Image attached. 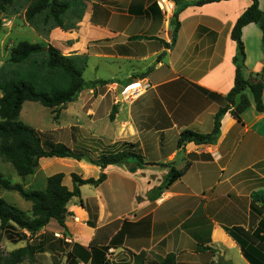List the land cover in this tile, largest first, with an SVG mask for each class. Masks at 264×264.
<instances>
[{"label": "crops", "instance_id": "crops-1", "mask_svg": "<svg viewBox=\"0 0 264 264\" xmlns=\"http://www.w3.org/2000/svg\"><path fill=\"white\" fill-rule=\"evenodd\" d=\"M59 1L69 9L47 38L26 22L41 40L33 44L85 59V81L108 84L86 88L74 102L50 109L57 117L48 128L35 129L43 144L61 143L92 158L129 149L147 163H171L181 170L190 162L191 167L156 199L150 194L169 168L131 172L133 162L103 170L86 160L41 159L36 175L59 166L69 190L72 174L83 180L107 175L101 185L82 186L80 197L70 200L66 227L54 224L58 236L71 249L108 246V261L115 264L124 258L121 252L144 256L146 264L171 253L179 264H264V204L255 201L264 195V112L252 105L239 122L230 110L215 145H180L186 131L211 133L217 113L226 107L238 51L231 32L252 1L199 6L206 0H183L189 6L179 15L176 41L172 18L156 0ZM258 1L263 11L264 0ZM242 42L243 74L255 78L264 72L257 24L243 28ZM201 246L210 250L199 251Z\"/></svg>", "mask_w": 264, "mask_h": 264}, {"label": "trees", "instance_id": "trees-1", "mask_svg": "<svg viewBox=\"0 0 264 264\" xmlns=\"http://www.w3.org/2000/svg\"><path fill=\"white\" fill-rule=\"evenodd\" d=\"M228 0H206L195 5L209 2ZM252 5L240 16L235 23L231 37L237 44V55L234 59L236 75L234 87L226 97V107L222 108L215 117L214 129L209 134H199L186 131L182 134L180 145L193 142L197 146H213L217 143L223 116L231 110V114L239 122L243 114L254 105L258 113L264 112V72L255 78L246 79L243 74L245 48L242 42V30L249 24L255 23L263 34L264 49V10L259 8L258 0H251ZM175 11L171 20L173 41H176L180 29L179 15L189 6L183 0H173ZM15 0H1V9L6 12L14 7ZM69 9V5L59 0H28L24 17L31 28L40 36L47 38L50 32L62 26L60 15ZM20 9L14 8L12 15H18ZM2 21L0 19V30ZM83 58H73L62 55L49 44H33L28 41L19 42L10 53V58L0 68V156L10 162L17 174L25 179L36 173L43 158H69L78 161L86 160L101 167L103 170L110 165L130 164L129 170L136 172L148 166L169 168L163 184L150 197L156 199L177 180L182 178L191 167V163L178 170L168 164L147 163L141 154L125 150L113 155L92 158L88 153L76 152L64 144L49 142L43 144L38 131L21 120V113L26 102L40 103L48 109L64 107L74 102L79 94L96 84L106 85L108 82H86L83 77ZM48 146V148L45 147ZM131 147V146H129ZM65 175L55 174L47 179L45 191L25 190L22 185H13L10 180L0 175V188L15 191L32 204V215L0 198V227L8 240L13 243L27 241L29 237L37 236L51 221L55 220L65 228L69 215L67 205L73 197H80V188L85 185L98 187L107 178L105 173L95 179L83 180L77 174H72L74 188L69 190L63 183ZM264 204V195H257L255 201ZM234 232V230H232ZM57 247L66 253L68 264H110L107 255L109 247L91 246L86 251L79 246L71 249L72 245L64 239L57 240ZM56 243V242H55ZM67 249V250H66ZM66 250V251H65ZM210 248H199V251ZM34 250L31 245L14 250L8 257L0 258V264H20L26 258H31ZM147 264H179L176 254L171 253L158 261Z\"/></svg>", "mask_w": 264, "mask_h": 264}, {"label": "rangeland", "instance_id": "rangeland-1", "mask_svg": "<svg viewBox=\"0 0 264 264\" xmlns=\"http://www.w3.org/2000/svg\"><path fill=\"white\" fill-rule=\"evenodd\" d=\"M27 3L28 0H15L14 7L10 6L6 12H3L1 9L0 0V19L2 21V28L0 30V68L7 60H9L11 50L19 42H41L35 31H33L31 28H28L26 25L24 11ZM14 8L18 10L20 9L21 12L18 15L11 16ZM1 96L2 93L0 91V98ZM57 115L58 112L47 109L40 103L26 102L22 110L21 120L32 126L34 129H37L39 126H45L44 128H48L52 123V119L56 118ZM45 147L48 148L47 145H45ZM56 171H58L57 173L61 171L59 166H56L54 169L48 171H42L37 175L35 173L32 176L22 179L17 174L12 164L0 156V175L10 180L13 185H22L25 190L45 191L48 177L55 175ZM69 171L70 170H64L65 173H69ZM0 198H3L8 203L26 212L29 216L32 215V204L24 200L18 192L7 191L0 188ZM103 203L109 206L105 200H103ZM120 206L127 208L128 204L122 202ZM52 224L53 225L47 229H44L38 233L37 236L29 237L27 241L16 244L7 239L6 234L1 230L0 227V258L8 257L14 250L25 247L29 244L34 250V255L31 258H26L20 264H68L65 252H62L58 247L56 250L51 249V246H57V240L62 238L58 236L56 231L59 230L58 227H54V224H57V221L53 220ZM118 256L124 257L123 259L121 258L117 260L119 264H146L144 256L134 258L129 252H121ZM115 263L116 262L113 261V263L110 264Z\"/></svg>", "mask_w": 264, "mask_h": 264}, {"label": "built area", "instance_id": "built-area-1", "mask_svg": "<svg viewBox=\"0 0 264 264\" xmlns=\"http://www.w3.org/2000/svg\"><path fill=\"white\" fill-rule=\"evenodd\" d=\"M158 7L165 13L168 18H172L175 11V4L172 0H156ZM138 92H133L131 95H137Z\"/></svg>", "mask_w": 264, "mask_h": 264}, {"label": "water", "instance_id": "water-1", "mask_svg": "<svg viewBox=\"0 0 264 264\" xmlns=\"http://www.w3.org/2000/svg\"><path fill=\"white\" fill-rule=\"evenodd\" d=\"M124 90V88L123 87H120V89H119V92L121 93L122 91ZM189 142H186V144H188ZM185 144V145H186ZM184 148H182V150H183ZM184 151V150H183Z\"/></svg>", "mask_w": 264, "mask_h": 264}]
</instances>
